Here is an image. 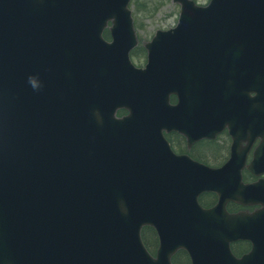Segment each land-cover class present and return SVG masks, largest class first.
Masks as SVG:
<instances>
[{"label": "water", "instance_id": "water-1", "mask_svg": "<svg viewBox=\"0 0 264 264\" xmlns=\"http://www.w3.org/2000/svg\"><path fill=\"white\" fill-rule=\"evenodd\" d=\"M128 2L0 0V264H55L61 254L50 231H61L69 244L70 226L77 243L59 264H171L185 229L195 240L188 245L194 264H264L256 241L264 209L254 215L226 211L230 200L252 204L255 196L264 203V181L242 182L257 135L262 143L248 168L264 172V134H249L245 146L235 135L232 156L221 168L176 155L163 135L173 129L189 134L190 108L219 119L216 103L248 88L258 93L254 121L264 123V87L256 71L262 65L255 60L264 50V0H212L207 7L183 0L178 27L148 44L144 70L129 58L137 38ZM110 20L108 43L102 33ZM171 93L179 95V105L170 104ZM121 106L131 110L129 117H116ZM74 121L80 145L72 172L79 185L64 205L57 195L58 220L52 205L26 211L28 190L39 184L32 159L45 156L46 137ZM61 164L68 170L70 158ZM55 169L64 175L61 165ZM204 191L220 196L210 210L198 203ZM147 224L161 236L156 259L140 238ZM238 238L256 242L251 254L236 260L229 244Z\"/></svg>", "mask_w": 264, "mask_h": 264}, {"label": "rangeland", "instance_id": "rangeland-1", "mask_svg": "<svg viewBox=\"0 0 264 264\" xmlns=\"http://www.w3.org/2000/svg\"><path fill=\"white\" fill-rule=\"evenodd\" d=\"M198 4H207L210 0H195ZM147 10L138 15L139 26L137 28L138 36L141 40H151L159 29H168L177 24L180 14V7L173 0H146ZM133 9V13L136 11ZM146 59L138 61L133 59L137 66H142ZM222 142V141H221ZM227 156V152L225 154ZM212 157V156H209Z\"/></svg>", "mask_w": 264, "mask_h": 264}, {"label": "trees", "instance_id": "trees-1", "mask_svg": "<svg viewBox=\"0 0 264 264\" xmlns=\"http://www.w3.org/2000/svg\"><path fill=\"white\" fill-rule=\"evenodd\" d=\"M151 235V236H150ZM149 239H150V241H151V243L153 242V241H157V238H156V235H155V233L153 234V231H151L150 232V234H149ZM149 239H148V241H149Z\"/></svg>", "mask_w": 264, "mask_h": 264}]
</instances>
